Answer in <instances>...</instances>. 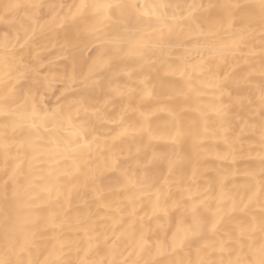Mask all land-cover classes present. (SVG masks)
<instances>
[{
	"label": "bare ground",
	"instance_id": "6f19581e",
	"mask_svg": "<svg viewBox=\"0 0 264 264\" xmlns=\"http://www.w3.org/2000/svg\"><path fill=\"white\" fill-rule=\"evenodd\" d=\"M262 89L260 0H0V259H258Z\"/></svg>",
	"mask_w": 264,
	"mask_h": 264
},
{
	"label": "snow or ice",
	"instance_id": "6c2138e0",
	"mask_svg": "<svg viewBox=\"0 0 264 264\" xmlns=\"http://www.w3.org/2000/svg\"><path fill=\"white\" fill-rule=\"evenodd\" d=\"M260 2H261V7L264 8V0H260ZM78 7L80 9H83V8L87 7V5L82 3ZM94 7L97 10L102 8V9H104L105 13H107V11L109 9L120 8L121 5L118 3H108L105 5L96 4ZM144 15H148V13L145 12ZM4 63L7 65V60H5ZM95 63L96 64H102L103 63V54L102 53L97 55ZM93 70H94L93 68L89 69V73H88L89 76L92 75ZM260 100H261V108H262V110H264V89L261 90ZM262 114H264V111H262ZM261 127H262L261 138H262V140H264V124H262ZM262 190H264V186H262ZM158 200H159V198H157V203L154 206L157 209L159 208ZM191 211L193 213H195V208L191 209ZM203 223L204 222L200 218H198L195 214H193V216H192V224H186L183 219L178 220L177 226H176V231H175V233H173V237H172L173 246L175 247L177 244L183 245L185 243V241L189 238V233H191L192 235H198L199 234L198 229L203 227ZM216 223H218V221H214L212 223L210 230H212V231L215 230ZM193 226L196 227L197 231H193ZM260 230L262 233H264V218H262V220H261ZM245 231H246L245 229H240L239 235L243 236L245 234ZM147 244H148V241L146 240L144 233H141L140 236L137 237L135 239V242H134V246L136 248H138L140 250V252H143L146 249ZM220 250L221 251L224 250L223 243L220 246ZM256 252L258 253V257H259L258 259L251 260V261H244V260H241L238 258L234 261L230 260L228 262V264H264V241L261 242V244L259 245V248L256 250ZM0 264H24V262L20 261V260L13 262L11 260L0 259ZM28 264H32V262L29 261ZM100 264H103V262H100ZM108 264H118V262L115 260H112V261H109ZM125 264H127V262H125ZM133 264H139V262L136 261V262H133ZM188 264H193V262L188 261ZM197 264H205V262L201 261V262H197ZM220 264H223V261H221Z\"/></svg>",
	"mask_w": 264,
	"mask_h": 264
}]
</instances>
